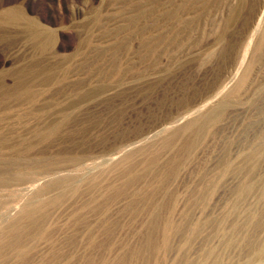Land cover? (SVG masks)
<instances>
[{
  "label": "rangeland",
  "instance_id": "obj_1",
  "mask_svg": "<svg viewBox=\"0 0 264 264\" xmlns=\"http://www.w3.org/2000/svg\"><path fill=\"white\" fill-rule=\"evenodd\" d=\"M263 84L264 0H0V264H264Z\"/></svg>",
  "mask_w": 264,
  "mask_h": 264
},
{
  "label": "bare ground",
  "instance_id": "obj_2",
  "mask_svg": "<svg viewBox=\"0 0 264 264\" xmlns=\"http://www.w3.org/2000/svg\"><path fill=\"white\" fill-rule=\"evenodd\" d=\"M243 82V81H242ZM264 85V84H263ZM262 152V151H261ZM263 153V152H262ZM249 156V155H248ZM262 157V156H261ZM230 164V163H229ZM257 166V165H256ZM226 169V168H225ZM220 172V171H219ZM247 177V176H246ZM220 180V179H219ZM222 180V179H221ZM255 217V216H254Z\"/></svg>",
  "mask_w": 264,
  "mask_h": 264
}]
</instances>
